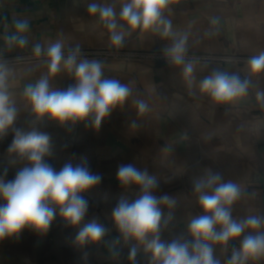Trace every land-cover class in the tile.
Returning <instances> with one entry per match:
<instances>
[{"label": "crops", "instance_id": "0c3cea01", "mask_svg": "<svg viewBox=\"0 0 264 264\" xmlns=\"http://www.w3.org/2000/svg\"><path fill=\"white\" fill-rule=\"evenodd\" d=\"M127 0H0V60L12 70L10 92L18 109L14 127L35 128L51 138L53 152L46 161L59 171L66 163H86L99 174L101 182L82 193L89 209L84 223L95 220L108 232L96 245L79 246L78 229L66 227L57 210L49 231L36 234L23 230L18 238L0 243V264H154L152 254L142 245L134 260L129 254L135 241L124 242L112 222V211L121 199L133 202L139 188L125 190L116 173L120 164H134L147 169L158 187L154 195L168 194L176 199L169 210L162 206L161 240L191 241L189 222L203 210L193 192L194 183L208 170L219 172L223 181L241 186L243 193L232 206L237 221L249 216H264V74L252 75L247 60L264 53V0H176L164 15L172 21L174 33L187 36V54L192 56L237 57L236 65L194 61V82L188 87L182 67L157 60L165 54L171 38L155 32L130 31L121 22L118 31L125 33L124 46L115 48L107 29L98 17L90 16L91 3L112 6L119 12ZM27 20L24 47L9 46L16 33V22ZM61 42L65 55L79 47L81 58L102 64L105 78L116 79L132 89L123 107L116 108L102 122L99 130L78 123L62 127L47 117L37 121L32 115L24 89L48 74L43 50ZM39 45L37 57L33 49ZM97 51H114L111 58L92 59ZM139 54L138 59L129 58ZM214 70L238 74L250 81L248 94L229 104H217L201 92L200 81ZM53 89H67L76 83L74 76L62 70L49 78ZM136 100H143L149 110L139 115ZM13 132L0 138V174L7 168L6 180H12L27 162H16L7 153ZM3 201L0 200V204ZM167 225H164V220ZM250 230L230 241L227 248L214 246V258L227 264L233 250ZM247 264H264V257Z\"/></svg>", "mask_w": 264, "mask_h": 264}, {"label": "clouds", "instance_id": "9594fccd", "mask_svg": "<svg viewBox=\"0 0 264 264\" xmlns=\"http://www.w3.org/2000/svg\"><path fill=\"white\" fill-rule=\"evenodd\" d=\"M176 0H127L119 17L110 5L91 3L87 7L90 16L98 17L107 29L111 44L119 49L124 46L125 33L118 31L121 22L130 31L155 32L161 38H171L172 43L164 49L171 64L182 67L183 77L189 88L194 82V62L186 59L187 36L174 33L172 21L164 13ZM27 20L16 22V33L8 38L9 46L24 47L28 32ZM34 54L39 57L42 49L36 45ZM46 56L48 74L42 76L35 85L24 89L32 115L37 121L48 120L62 127H73L78 123L99 130L102 122L112 112L123 107L132 95V89L116 79L105 78L102 64L96 60L81 58L79 47L63 52L61 42L43 50ZM62 70L72 74L75 85L67 89H53L50 77ZM252 75L264 74V53L249 60ZM12 70L0 60V138L13 132V139L7 153L16 162H27L14 179L6 180L7 168L0 174V243L18 238L29 229L36 234H46L58 210L64 225L78 229L75 242L84 247L103 241L108 229L95 220L84 223L89 204L81 195L96 187L102 177L90 171L86 163L73 166L66 163L59 171L46 161L53 152L51 138L47 133L33 128L26 131L14 127L18 109L12 102L10 78ZM200 90L208 94L217 104H229L248 94L250 81L238 74L214 70L200 81ZM264 99V93H257ZM139 115L148 112V104L136 100ZM116 179L125 190L133 186L139 188V196L133 202L121 199L112 211V222L124 242L135 241L129 254L134 260L137 247L142 245L146 253L152 254L154 264H220L214 258V246L227 248L230 241L250 230L240 242V248L233 250L227 264H247L249 260L264 257V216H249L237 221L232 216V206L240 200L243 189L240 185L224 182L219 172L208 170L205 176L193 185V192L203 210V215L193 218L188 224L192 240H161L162 206L172 210L176 199L168 194L154 195L158 184L147 169H139L134 164H120ZM164 220V225H167Z\"/></svg>", "mask_w": 264, "mask_h": 264}, {"label": "built area", "instance_id": "2783aa9c", "mask_svg": "<svg viewBox=\"0 0 264 264\" xmlns=\"http://www.w3.org/2000/svg\"><path fill=\"white\" fill-rule=\"evenodd\" d=\"M115 56H116V54L114 51H97V52H93L90 54V57L92 59L111 58V57H115ZM127 57L133 58V59H138L141 56L139 54H130ZM154 57L157 60L169 62V59L165 54H158V55H155ZM186 59L218 64L220 66L236 65L242 61L241 59H239L237 57L192 56V55H186ZM249 60H247V62H249Z\"/></svg>", "mask_w": 264, "mask_h": 264}]
</instances>
